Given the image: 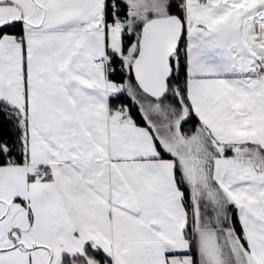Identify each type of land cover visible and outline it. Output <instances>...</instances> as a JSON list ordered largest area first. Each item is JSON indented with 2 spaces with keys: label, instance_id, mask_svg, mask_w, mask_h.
I'll list each match as a JSON object with an SVG mask.
<instances>
[{
  "label": "snow or ice",
  "instance_id": "snow-or-ice-1",
  "mask_svg": "<svg viewBox=\"0 0 264 264\" xmlns=\"http://www.w3.org/2000/svg\"><path fill=\"white\" fill-rule=\"evenodd\" d=\"M0 264H264V0H0Z\"/></svg>",
  "mask_w": 264,
  "mask_h": 264
}]
</instances>
